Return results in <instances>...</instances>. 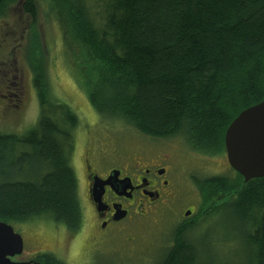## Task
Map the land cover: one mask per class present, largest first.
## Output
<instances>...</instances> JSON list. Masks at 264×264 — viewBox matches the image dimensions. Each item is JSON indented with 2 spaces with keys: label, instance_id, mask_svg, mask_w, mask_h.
Wrapping results in <instances>:
<instances>
[{
  "label": "trees",
  "instance_id": "obj_1",
  "mask_svg": "<svg viewBox=\"0 0 264 264\" xmlns=\"http://www.w3.org/2000/svg\"><path fill=\"white\" fill-rule=\"evenodd\" d=\"M43 1L105 122L153 139L180 137L196 154L217 156L239 113L264 100V0ZM18 2L30 21L26 59L40 112L23 136L0 134V222L46 218L77 235L83 212L70 156L78 120L51 98L34 31L38 0H0V16ZM194 184L207 218L226 211L244 230L243 264H264V178L244 183L235 173ZM183 228L159 264H206ZM33 260L63 264L50 254Z\"/></svg>",
  "mask_w": 264,
  "mask_h": 264
},
{
  "label": "rangeland",
  "instance_id": "obj_2",
  "mask_svg": "<svg viewBox=\"0 0 264 264\" xmlns=\"http://www.w3.org/2000/svg\"><path fill=\"white\" fill-rule=\"evenodd\" d=\"M36 5L38 12L34 31L41 56L38 58L44 63L51 98L68 105L78 120L76 132H73L75 151L72 156L76 163H71V166L73 164L78 180V202L83 212V225L72 243L70 238L74 235H67L61 229L63 226L51 219L39 218L28 224H11L14 233L22 237L24 247L23 253L13 261L29 262L40 254H50L63 264H159L164 251L173 243L180 213L193 207L195 216L192 218L196 222L185 234V239L197 242L201 261L206 264H243L242 259L246 254L244 230L226 211L207 218L199 204L201 197L194 184L195 180L210 177H233L235 173L227 163L226 154L207 157L194 154L180 137L174 184L177 199L171 209L158 206L156 212L147 218H139L133 223L125 222L112 230L111 240L107 241L109 244L95 246L94 243L98 242H94V239L98 233L93 212L86 201L81 161L88 145L94 143L93 138L97 141L101 139L96 157V165H100V168L103 166L102 158L110 161L115 157L111 164L122 157L131 158L138 150L135 144L137 133L120 122H105L96 117L86 93L77 83L76 68L66 51L58 21L45 1L38 0ZM5 11L0 16V134L23 136L34 129L40 112L26 53L27 46L32 45L29 42L32 31L19 2L9 4ZM97 12L94 10L91 13L94 16ZM7 73L10 77L6 83L1 79Z\"/></svg>",
  "mask_w": 264,
  "mask_h": 264
},
{
  "label": "flooded vegetation",
  "instance_id": "obj_3",
  "mask_svg": "<svg viewBox=\"0 0 264 264\" xmlns=\"http://www.w3.org/2000/svg\"><path fill=\"white\" fill-rule=\"evenodd\" d=\"M9 77L10 75L7 73L1 80H5L7 83L6 79ZM1 97L5 98L3 95ZM92 140L94 143L88 145L89 148L85 151L80 165L85 181L86 201L93 212V222L98 233L94 239V242L98 243L94 244L96 247H100L102 243L109 244L107 241L111 240L112 230L125 222L133 223L139 218H147L156 212L158 206L171 209V205L177 199L174 184L177 178L176 162L179 155L180 138L153 139L137 133L135 144L138 146V150L133 157L119 158L116 163H112L114 165L110 161H115V157L109 159L110 161L102 158L103 166L101 168L100 165H96L101 139L97 141L93 138ZM72 148L75 151L74 143ZM72 154L70 156L71 163L75 164L76 161ZM94 177L103 182L111 179L109 184L102 185V193L96 196L101 202V212H97L96 204L92 198L91 189L95 182ZM198 196L200 197V194ZM199 204L201 205V202ZM115 209L121 214H125L124 219L119 221L114 219ZM188 211L191 212L190 216L185 217L184 214ZM193 216H195L193 207H189L183 214L180 213L176 228L183 226L185 229H189L196 222L195 218H192ZM184 228L183 230H185ZM61 229L68 235L65 228ZM75 238L76 235L70 238L72 243Z\"/></svg>",
  "mask_w": 264,
  "mask_h": 264
},
{
  "label": "water",
  "instance_id": "obj_4",
  "mask_svg": "<svg viewBox=\"0 0 264 264\" xmlns=\"http://www.w3.org/2000/svg\"><path fill=\"white\" fill-rule=\"evenodd\" d=\"M224 152L229 167L244 183L264 178V100L242 111L226 129ZM111 180V179H110ZM94 177L92 198L97 212H101V202L96 196L102 193V185L109 184ZM115 220L124 219L125 214L115 209ZM190 211L184 214L190 216ZM23 239L14 233L12 226L0 222V264H35L34 261L14 262L13 258L23 253Z\"/></svg>",
  "mask_w": 264,
  "mask_h": 264
}]
</instances>
